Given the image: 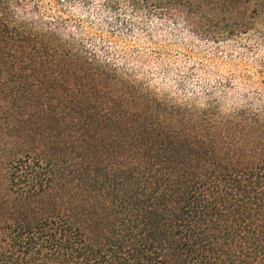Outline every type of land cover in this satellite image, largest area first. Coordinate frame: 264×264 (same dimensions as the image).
Returning <instances> with one entry per match:
<instances>
[{
	"label": "trees",
	"instance_id": "trees-1",
	"mask_svg": "<svg viewBox=\"0 0 264 264\" xmlns=\"http://www.w3.org/2000/svg\"><path fill=\"white\" fill-rule=\"evenodd\" d=\"M32 2L0 0V264H264V103H177ZM190 2L264 34V0Z\"/></svg>",
	"mask_w": 264,
	"mask_h": 264
},
{
	"label": "rangeland",
	"instance_id": "rangeland-1",
	"mask_svg": "<svg viewBox=\"0 0 264 264\" xmlns=\"http://www.w3.org/2000/svg\"><path fill=\"white\" fill-rule=\"evenodd\" d=\"M45 19L113 61L160 95L177 103L204 106L217 101L223 111L264 103V34L258 30L213 40L195 29L222 32V18L187 20L190 0H164L165 14L117 9L107 0H32ZM173 14V15H172Z\"/></svg>",
	"mask_w": 264,
	"mask_h": 264
}]
</instances>
